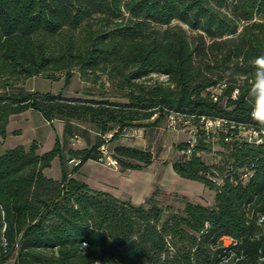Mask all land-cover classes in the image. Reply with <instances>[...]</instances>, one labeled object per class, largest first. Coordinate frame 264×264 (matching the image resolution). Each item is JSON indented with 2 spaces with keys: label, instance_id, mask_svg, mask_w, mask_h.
<instances>
[{
  "label": "trees",
  "instance_id": "16d2710c",
  "mask_svg": "<svg viewBox=\"0 0 264 264\" xmlns=\"http://www.w3.org/2000/svg\"><path fill=\"white\" fill-rule=\"evenodd\" d=\"M261 55L264 0H0V138L30 108L65 122L47 151L33 140L0 154V264H264V125L248 97ZM75 71L104 93L16 88L32 76L68 83ZM171 116L191 133L172 168L213 190L211 204L176 194V207L159 188L135 203L66 172L71 158V173L97 160L108 131L115 140ZM208 118L223 123L206 129ZM76 123L96 131L94 144L68 147L89 133ZM111 153L122 171L154 158L123 144ZM56 157L58 179L44 173Z\"/></svg>",
  "mask_w": 264,
  "mask_h": 264
},
{
  "label": "rangeland",
  "instance_id": "374dc122",
  "mask_svg": "<svg viewBox=\"0 0 264 264\" xmlns=\"http://www.w3.org/2000/svg\"><path fill=\"white\" fill-rule=\"evenodd\" d=\"M154 77H158L159 79L164 78V76ZM16 88H23L26 91H35L39 93H61L65 97L84 96L85 91H95L97 94L104 93V91L100 90L97 86H92L91 84L82 81L77 71L73 73L68 83L65 82L63 77L58 80H51L41 76H32L27 78L24 82L17 84ZM167 122V118L165 117L155 126L136 127L135 132L127 129L125 134H122L118 139H110L108 141V150L112 152L116 144L122 143L123 145L149 149L153 152L154 158L152 163L145 166L141 171H136L137 175L140 177L138 182L140 184L142 183V177H152V183L147 191L148 194L153 192L155 188H159L162 191L158 195L159 198L163 201L172 202L176 207L182 206V203L176 199V194L178 196L184 195L189 200L195 202L211 204L214 197L213 190L207 188L200 181L181 177L173 170L172 162L180 155V151L176 148V144L191 138V133L169 127ZM219 149H221L220 146L214 144L211 151L202 153V155L207 162H213L217 159L216 154ZM111 166L124 174H128L132 171L128 169L123 171L120 170L117 161ZM84 168L85 170H88L90 167L86 165ZM90 173L91 174L88 176L92 178L96 177V179H101L102 177L111 180L115 179V177L110 176L106 172L91 171ZM81 174L78 173L77 178L84 181L85 179ZM46 175L53 178H59L61 176L60 166L53 164L47 170ZM104 188L124 199H129L130 197L133 199L134 197V195L131 196L124 191H117L110 187V185H105ZM230 242V238H224L225 244H229Z\"/></svg>",
  "mask_w": 264,
  "mask_h": 264
},
{
  "label": "crops",
  "instance_id": "0c3cea01",
  "mask_svg": "<svg viewBox=\"0 0 264 264\" xmlns=\"http://www.w3.org/2000/svg\"><path fill=\"white\" fill-rule=\"evenodd\" d=\"M76 124H78L82 128L88 129L89 133L85 136L81 133L73 136L70 142L68 143V147L72 149H81L94 144L97 134L96 131L91 129V126L89 124ZM64 126L65 122L63 120L55 119L50 122L46 120L39 111L31 108L19 113L12 114L10 115L8 123L6 125V136L3 139L0 138V154L6 149L12 148L20 144L24 146H29V144L33 140H36L39 144V152L47 151L53 147L57 137L62 140L64 136ZM53 164L60 166L62 174V168L60 165L59 158L56 157L52 161L51 166ZM86 165L89 166L91 169L89 168L88 170H85L84 167ZM50 167L44 169L45 174ZM65 168L68 175L74 176L76 178L78 177V173H82L81 175L84 177V181L86 183H89L93 188L105 190L115 195L112 191H109L108 189L106 190L104 188L105 185H110V187L117 191H124L126 194H129L131 196L134 195L133 199L131 197L129 199L135 203L142 202L147 196L152 193H147L150 184L152 183L151 176H147L146 178L142 177V183H138L140 177L137 175L136 171H141L142 169L132 170L128 174H124L121 173L115 167H112L111 165H108L106 163L98 162L95 159H87L86 161L81 163L78 170L73 173H71L73 169V164L67 162L65 164ZM91 171L106 172L110 176L115 177V179L111 180L103 177L101 179H96V177L92 178L88 176L89 174H91ZM117 197L121 198L119 196ZM10 263L11 261H6L1 264Z\"/></svg>",
  "mask_w": 264,
  "mask_h": 264
},
{
  "label": "clouds",
  "instance_id": "9594fccd",
  "mask_svg": "<svg viewBox=\"0 0 264 264\" xmlns=\"http://www.w3.org/2000/svg\"><path fill=\"white\" fill-rule=\"evenodd\" d=\"M252 65L255 71L248 89L251 114L254 120L264 125V119L259 118L264 116V55L255 57L252 60Z\"/></svg>",
  "mask_w": 264,
  "mask_h": 264
},
{
  "label": "built area",
  "instance_id": "2783aa9c",
  "mask_svg": "<svg viewBox=\"0 0 264 264\" xmlns=\"http://www.w3.org/2000/svg\"><path fill=\"white\" fill-rule=\"evenodd\" d=\"M237 90L234 91V94H236ZM204 125H205V128L206 129H209V128H217V127H220L223 123V120L222 119H205L204 120ZM168 126L169 127H172V128H175L176 126V122L174 120V118L171 116L169 121H168ZM130 130H132V132H135V127L133 128H128ZM127 131V129L124 130V132L122 134H125V132ZM115 130H111V131H108L107 133H105L103 135V138H104V142L98 147V150H99V156L97 158V161L98 162H101V163H106L108 165H114L116 163V159L114 158V156L112 155V153L108 150V147H107V143L108 141L112 138L113 134H114ZM245 135H248L249 139L253 138V139H256L257 142L260 141V138H258L257 136V133L256 132H253V135L250 134H246V132H244ZM79 159H76V158H71L68 163H71L73 165H77L79 164Z\"/></svg>",
  "mask_w": 264,
  "mask_h": 264
}]
</instances>
